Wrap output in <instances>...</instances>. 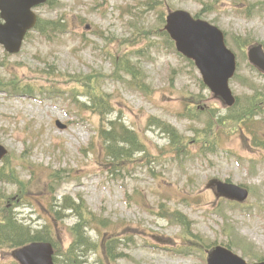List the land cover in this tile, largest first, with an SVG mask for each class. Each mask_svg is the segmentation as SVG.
Returning a JSON list of instances; mask_svg holds the SVG:
<instances>
[{"label": "rangeland", "instance_id": "rangeland-1", "mask_svg": "<svg viewBox=\"0 0 264 264\" xmlns=\"http://www.w3.org/2000/svg\"><path fill=\"white\" fill-rule=\"evenodd\" d=\"M146 1L53 0L35 10L42 20L63 19L67 32L47 38L33 30L14 55L0 45V143L9 153L0 165L17 175L14 184L0 180V219L15 212L33 228L52 227L57 264H65L68 228L77 219L67 210L64 221H54L51 208L65 196L106 224L89 229L98 247L83 264H207L210 242L230 243L257 261L264 255V148L223 126L217 149L206 148L204 127L221 114L214 117L197 68L162 35L160 13L186 9L218 25L237 55L234 93L249 97L257 89L264 96V74L247 57L249 45L264 44V0H158L154 11ZM121 59L141 72L147 89L132 84ZM101 93L111 102L106 116L83 105ZM117 117L143 147L111 165L100 133ZM155 121L182 138L172 146ZM253 121L264 139V114ZM212 178L248 185L247 203L217 198L206 186ZM175 211L185 224L162 218ZM107 231L124 239L113 262L102 258ZM0 264L18 263L0 248Z\"/></svg>", "mask_w": 264, "mask_h": 264}, {"label": "water", "instance_id": "water-1", "mask_svg": "<svg viewBox=\"0 0 264 264\" xmlns=\"http://www.w3.org/2000/svg\"><path fill=\"white\" fill-rule=\"evenodd\" d=\"M47 0H0V44L11 52L20 51L29 29L37 22L33 7ZM166 30L175 40L177 49L193 59L200 69L204 81L212 91L232 105L235 98L228 85L236 70V58L226 47L223 32L207 21L195 19L185 10L170 11L167 16ZM250 60L264 70V50L262 45L249 51ZM61 127L64 125L59 124ZM7 150L0 145V159ZM222 195L245 200L248 192L238 185L219 182ZM53 247L48 242H33L14 252L22 264H54ZM209 264H247L239 256L225 248L218 247L208 259ZM264 264V263H258Z\"/></svg>", "mask_w": 264, "mask_h": 264}, {"label": "trees", "instance_id": "trees-1", "mask_svg": "<svg viewBox=\"0 0 264 264\" xmlns=\"http://www.w3.org/2000/svg\"><path fill=\"white\" fill-rule=\"evenodd\" d=\"M159 2L156 0L146 1L145 5L148 10H152L156 7ZM162 4V1L160 2ZM162 16L161 20H164V12L160 13ZM37 30L44 34H47L48 38H51L53 34L64 31L65 24L59 20L43 21L39 20ZM162 35H165L162 33ZM169 39V38H168ZM124 70L130 74L134 73L130 67L129 60L122 61ZM109 96L101 93L96 96H92L91 100H88L83 105L90 109H95L100 112L103 116H106L110 112V105L108 101ZM89 103V104H88ZM108 127L103 124L101 129V138L103 139L104 147L111 160H122L125 156H129L133 151L138 150L139 141L135 135V131L127 128L120 120H111L108 122ZM164 127V126H163ZM174 141L178 140V136L172 129L168 130ZM174 135V136H173ZM0 177L12 182L14 178L12 172L7 170L6 167L0 168ZM16 180V178H15ZM70 197H64V204L60 206L61 209L56 210L58 218H62L63 210H72L76 215L82 217V222L75 224L72 228L73 242L69 248V255H77L80 249H87L93 245L89 242L90 240L86 236L85 225L89 222H93V218H83V215L87 214L84 207L77 202H73ZM3 219L0 220V247L16 248L25 243L33 240H50L51 231L48 227L41 230H33L31 226L21 222L15 214L3 215ZM116 242L117 239H111L107 244V253L109 257L116 258ZM71 253V254H70ZM73 262L78 261V258H72Z\"/></svg>", "mask_w": 264, "mask_h": 264}, {"label": "bare ground", "instance_id": "bare-ground-1", "mask_svg": "<svg viewBox=\"0 0 264 264\" xmlns=\"http://www.w3.org/2000/svg\"><path fill=\"white\" fill-rule=\"evenodd\" d=\"M65 210V209H64Z\"/></svg>", "mask_w": 264, "mask_h": 264}]
</instances>
